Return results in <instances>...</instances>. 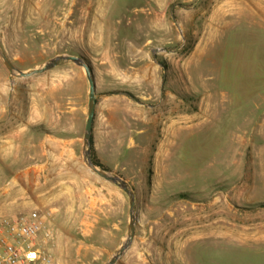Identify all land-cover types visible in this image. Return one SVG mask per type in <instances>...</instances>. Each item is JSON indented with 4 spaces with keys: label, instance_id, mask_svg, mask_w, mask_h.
<instances>
[{
    "label": "rangeland",
    "instance_id": "obj_1",
    "mask_svg": "<svg viewBox=\"0 0 264 264\" xmlns=\"http://www.w3.org/2000/svg\"><path fill=\"white\" fill-rule=\"evenodd\" d=\"M0 44L22 71L89 64L96 154L136 196L115 264H264V0H0ZM88 91L72 61L23 78L0 59V217L50 212L52 264H105L127 236V195L84 161ZM71 137L79 162L60 180Z\"/></svg>",
    "mask_w": 264,
    "mask_h": 264
},
{
    "label": "water",
    "instance_id": "obj_2",
    "mask_svg": "<svg viewBox=\"0 0 264 264\" xmlns=\"http://www.w3.org/2000/svg\"><path fill=\"white\" fill-rule=\"evenodd\" d=\"M0 59L4 66L9 71L10 75L17 77H30L44 73L58 65L60 61L68 60L72 61L81 67H83L88 83V105H87V117L83 133V154L86 166L95 174L101 178L117 185L128 197L129 202V220L127 227V236L125 241L121 246L115 251V253L105 262V264H115L118 259L123 255L124 251L130 246L135 236V223H136V196L135 190L131 183L124 179L121 175L107 171L99 166H97L91 158V142H92V130H93V120L95 114V107L97 103V93H96V83L92 70L88 63H86L82 58L75 55H57L49 60H47L42 66L29 69L27 71L19 70L11 62L6 52L0 44Z\"/></svg>",
    "mask_w": 264,
    "mask_h": 264
},
{
    "label": "built area",
    "instance_id": "obj_3",
    "mask_svg": "<svg viewBox=\"0 0 264 264\" xmlns=\"http://www.w3.org/2000/svg\"><path fill=\"white\" fill-rule=\"evenodd\" d=\"M48 213L33 210L28 214L0 217V264H52V258L40 247ZM51 236V235H49Z\"/></svg>",
    "mask_w": 264,
    "mask_h": 264
},
{
    "label": "crops",
    "instance_id": "obj_4",
    "mask_svg": "<svg viewBox=\"0 0 264 264\" xmlns=\"http://www.w3.org/2000/svg\"><path fill=\"white\" fill-rule=\"evenodd\" d=\"M78 138H65V139H61L62 143L60 144V150H59V145H58V150H57V170H59V174H58V178L61 180L63 177V173H66V170H72L71 168V164L75 163L77 164L79 162L76 154H75V147L77 145V141ZM63 181H60V183ZM112 184V183H111ZM65 185L67 184H61L59 191H57L56 196H52L51 200H59L61 197V195L63 194V192H67L69 193L71 188L68 186L67 189L64 188V190H62ZM84 189L80 186L79 190H78V195L79 197L82 196ZM77 196V194H75V197ZM76 199V198H75ZM76 202V200H75ZM74 204H69V202L64 203V205L62 204L61 207L58 205V207L55 209V214L54 217L52 219V221L50 222V227H51V234L52 237L54 239V241H60L64 238V236L66 235V232L63 228V226H66L69 224L70 219L72 218V214H73V208H74ZM62 208V209H61ZM74 216H78L77 219H79V221L77 220L78 224H84V215H75Z\"/></svg>",
    "mask_w": 264,
    "mask_h": 264
},
{
    "label": "trees",
    "instance_id": "obj_5",
    "mask_svg": "<svg viewBox=\"0 0 264 264\" xmlns=\"http://www.w3.org/2000/svg\"><path fill=\"white\" fill-rule=\"evenodd\" d=\"M91 158H92L93 162H94L97 166H99V167H101V168H103V169H105V170H107V171L109 170L106 166H104V165L101 163L100 159L98 158V156H97V154H96V150H95L94 143H93V136H92V142H91Z\"/></svg>",
    "mask_w": 264,
    "mask_h": 264
}]
</instances>
